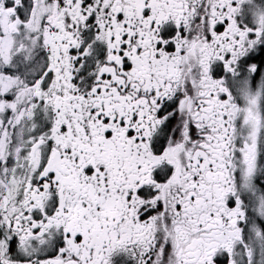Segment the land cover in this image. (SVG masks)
Here are the masks:
<instances>
[{
	"label": "snow or ice",
	"instance_id": "snow-or-ice-1",
	"mask_svg": "<svg viewBox=\"0 0 264 264\" xmlns=\"http://www.w3.org/2000/svg\"><path fill=\"white\" fill-rule=\"evenodd\" d=\"M0 264H264V0H0Z\"/></svg>",
	"mask_w": 264,
	"mask_h": 264
}]
</instances>
